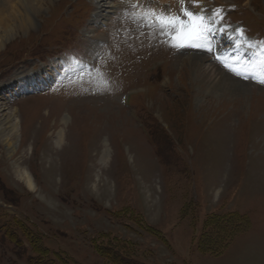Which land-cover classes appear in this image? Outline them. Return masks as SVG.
I'll return each mask as SVG.
<instances>
[{
    "label": "rangeland",
    "instance_id": "obj_1",
    "mask_svg": "<svg viewBox=\"0 0 264 264\" xmlns=\"http://www.w3.org/2000/svg\"><path fill=\"white\" fill-rule=\"evenodd\" d=\"M91 1L12 0L7 10L0 1V25L12 27L0 34V214L21 209L52 252L82 264H108L92 244L103 236L106 246L129 240L139 264H264V84L235 77L212 50L178 49L134 26L127 0H108L114 8L100 0L97 16L113 11L105 18L86 15ZM253 3L260 10L264 0L214 1L225 12ZM26 4L35 10L23 19ZM251 30L264 37L262 24ZM257 58L253 68L264 71ZM156 59L166 66L145 72ZM39 70L20 83L27 89L17 85ZM214 72L227 77L226 90L209 88ZM163 74L170 83L161 91ZM136 85L147 89L132 98L144 125L122 104ZM14 114L17 134L8 136ZM225 211L247 214L250 228L220 255L201 252L209 214ZM17 232L12 240L0 227V264H31Z\"/></svg>",
    "mask_w": 264,
    "mask_h": 264
},
{
    "label": "trees",
    "instance_id": "obj_2",
    "mask_svg": "<svg viewBox=\"0 0 264 264\" xmlns=\"http://www.w3.org/2000/svg\"><path fill=\"white\" fill-rule=\"evenodd\" d=\"M17 205L16 203L14 204V206ZM9 209L14 211V213L12 215L1 213L0 227L2 231H5V234H10L11 239H15L18 235V228L21 229L24 237L31 245V264H82L76 261L74 262V259L67 253L62 252L61 249H54L52 252L50 246H46L43 238L31 228V225L26 219V215L20 212L21 209L15 207ZM16 211L21 213L26 220L20 219L21 216ZM126 213L128 214L127 208L116 212L117 216L122 217ZM134 221L136 220L134 219ZM250 225V217L245 213L237 211L213 212L209 214L206 220L205 227H208V231H204L198 238V249L201 252L210 253L214 256L220 255L237 236L246 232L250 228ZM106 238L104 236L101 238L96 237L92 243L95 250L97 249L106 259V263L139 264L128 257L134 253L132 243L129 240H122V238L116 239L115 237V240H111L110 245L106 246L105 243L100 242V239L103 241ZM17 241L19 245L23 243L22 239H18Z\"/></svg>",
    "mask_w": 264,
    "mask_h": 264
},
{
    "label": "snow or ice",
    "instance_id": "obj_3",
    "mask_svg": "<svg viewBox=\"0 0 264 264\" xmlns=\"http://www.w3.org/2000/svg\"><path fill=\"white\" fill-rule=\"evenodd\" d=\"M178 2L181 7L178 12L173 13L169 10H157L144 4L142 0H127L129 7L124 14L134 26L167 37L166 42L172 47L203 48L211 51V34L217 30L226 31V28L214 27L223 21V8L205 12L200 0H178ZM193 8L200 10L194 11ZM234 33L238 34L235 40L237 47L242 46L243 29L237 28ZM229 38H233L232 34H229ZM248 47H252L251 41H248ZM232 70L235 71L234 68ZM236 74L240 75L238 71ZM259 83L264 84V78H261Z\"/></svg>",
    "mask_w": 264,
    "mask_h": 264
},
{
    "label": "bare ground",
    "instance_id": "obj_4",
    "mask_svg": "<svg viewBox=\"0 0 264 264\" xmlns=\"http://www.w3.org/2000/svg\"><path fill=\"white\" fill-rule=\"evenodd\" d=\"M0 1H1V3H3V4L6 5L7 8L5 10L11 8V6H12L11 1L12 0L11 1L10 0H0ZM43 1H45V0H34V2L35 3H38V4L39 3L41 4V2H43ZM122 1L124 2V0H122ZM153 1H154V3L153 2H148V0H142V2L144 4H146L148 6L150 5V7L156 8L157 10H169V11H171L173 13L178 12L179 9H180V7H181L180 4H179V2H178V0H153ZM105 2H106V0H105ZM112 3L113 2H109L107 0L106 4H109V5H107V6L105 5V7L114 8V6L112 5ZM27 7H28L29 10H30V8H33L35 10V7H33V6L29 5V4L27 6H25L24 7V10L21 12L23 19H26V18H28L30 16V12H28L29 10L27 9ZM193 10H199V8H193ZM104 11L105 12H101L98 15V18H105L109 13L113 12V11H110V10H108V11L104 10ZM6 12L7 11H2V9L0 10V23H2L4 21L3 19H2L3 21L1 20V16L4 15ZM7 23L8 22L6 21V24ZM11 28L12 27L8 28V26H6V25H0V34H1L2 31H5L7 33H10ZM206 71H207V75L208 76L211 75L210 74V68H207ZM42 72H43L42 70L41 71L39 70L38 73L36 72L34 74L35 76H33V77L31 76L29 78L30 81L25 80V81L19 82L17 85H19L20 83H25L26 85H28L29 83L31 84L33 82L32 78H35L36 76L40 75ZM226 80H227V77L222 72H218V73L214 72L212 74V83L209 85V88L211 90H214L215 88H221L222 91L224 89L226 90L227 89ZM20 85L22 86V84H20ZM9 88H10V86H9ZM27 88H28L27 86L25 88L23 87V89H27ZM217 90H220V89H217ZM64 120H65L64 122H67V120L65 118H64ZM10 121H11V132L8 134V136L12 135L13 133H16L17 134L16 129H17V126H18V118H17L16 114H14L13 116L10 117ZM0 134H1V129H0ZM58 136H59V140L60 141H63L64 140V136L65 135H64L63 130H60L58 132ZM107 156H109V150H107V148H105L104 149V153L102 154V158L101 159L102 160H106ZM22 175L26 179V183H27L28 187H30L31 189H34L35 188V182H34L32 176L30 175V173L27 172L26 170H24V171H22Z\"/></svg>",
    "mask_w": 264,
    "mask_h": 264
}]
</instances>
